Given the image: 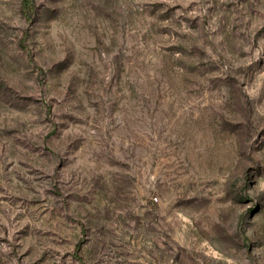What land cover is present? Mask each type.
<instances>
[{
  "label": "rangeland",
  "instance_id": "374dc122",
  "mask_svg": "<svg viewBox=\"0 0 264 264\" xmlns=\"http://www.w3.org/2000/svg\"><path fill=\"white\" fill-rule=\"evenodd\" d=\"M0 264H264V0H0Z\"/></svg>",
  "mask_w": 264,
  "mask_h": 264
}]
</instances>
